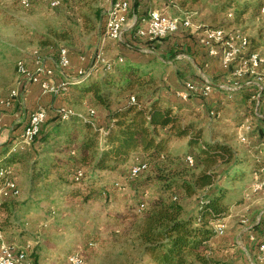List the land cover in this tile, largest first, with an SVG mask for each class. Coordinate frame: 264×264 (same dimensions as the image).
Here are the masks:
<instances>
[{"label": "rangeland", "instance_id": "rangeland-1", "mask_svg": "<svg viewBox=\"0 0 264 264\" xmlns=\"http://www.w3.org/2000/svg\"><path fill=\"white\" fill-rule=\"evenodd\" d=\"M240 1L256 3L257 0ZM111 2L112 0H71L65 1L56 9L40 2L31 9H25L16 0H0V97L17 88L21 93L20 99L24 98L22 84L25 79L17 72V62L23 60L32 71H36V61L39 58L49 60L51 65V60L57 59L58 51L62 47L69 50L71 67L65 74L56 72L54 80L57 83H61L65 75L77 78L79 70L88 65L99 47L103 48L109 60L115 64L121 62L120 57L123 61L153 59L155 56H143L144 53L139 51L142 42L134 39L130 32L127 35L128 41L134 49L103 41ZM224 3L225 0H176V6L194 14L198 21L195 28L158 41L156 57H161L164 63L151 68L152 74L148 75L150 82L136 86L128 92H115L110 101L112 109L118 104L121 105L120 103H127L131 95H135L145 106L155 100H159L163 105H172L184 125L193 123L196 130L202 131L204 142L227 141L239 151L237 174L240 179L230 184L224 183L226 189L231 191L232 199L226 216L227 232L223 237L214 239L210 245L214 259L221 264H257L255 242L249 240L248 230H245L246 225L241 220L248 218L249 227L256 229L260 237L264 235V189L255 190L253 187V172L257 168L254 148H262L260 155L264 160V119L256 116V103L251 101L249 94L244 95L242 91L229 94L220 88V85L227 81L229 74L224 76L223 80L219 71L213 72L214 68L210 63L212 61L196 64L198 67L192 64L197 61L196 53L199 50L196 46H203L199 42L194 43L196 36L198 37L205 27H225L229 31L240 29L246 32L253 47L264 57L263 22L259 20L262 9L256 16L252 14L251 9L239 19L235 16L229 18L228 13L233 12L231 8L222 12L219 10ZM106 9L108 10L104 13L103 20L99 21L95 11ZM130 17L132 18V15ZM191 40L193 46H190ZM82 57H86L88 62H82ZM182 66L189 67L194 73L189 74ZM199 67L201 69L198 71ZM261 71L264 72V67ZM105 74L110 73L101 70L93 80L102 78ZM201 74L209 77L216 85L207 99L194 96L191 100L183 101L177 96L178 89H170L171 87L167 86V83H171V77L183 85L191 79L197 80ZM256 78L257 75H254L249 80ZM31 95V101L34 99L35 105L39 102L47 106L49 118L45 126L51 125V94L43 95L39 87L33 86ZM57 100L60 104L66 102L65 106L71 107L75 113H80L86 118L89 117V108L95 109L97 123L108 118L106 110L95 105L90 95L84 102L78 103L67 102L64 96ZM217 104L221 107H214ZM28 106L25 105L22 110L25 118L27 112L33 110V107ZM213 109L221 111L219 118L210 115ZM259 112L264 114V92ZM246 118L250 120L251 129L248 130L249 141L244 143L238 139V129ZM9 130L4 127L0 131V151L2 145L10 143L11 146V139H17L11 136ZM169 139L167 151L164 152L165 159L157 163L149 161V169L137 179L129 177L134 156L115 171L98 172L93 176L89 167L70 161V158L77 155L73 150L76 142L57 155H49L47 163L51 164V157H54L57 164L52 172L39 182H32L30 171L17 164L16 169L14 168V178L19 183L21 195L11 201L17 203L18 208L11 218L13 224L5 229L7 240L18 245L32 241L35 245L33 256L36 264H65L67 257L73 252L81 253L86 264H149V258L143 253V246L137 239L136 222L145 215L151 202L160 193V183L155 178L159 174L177 173H180L181 178H185L193 173V169L182 172L186 165L184 159L192 150L188 145V138ZM32 147L30 149H33ZM45 157L46 153L41 150L37 158L43 160ZM140 158L148 160L144 155ZM78 167L87 173V177L74 182L71 175ZM193 171L199 173L201 168H195ZM117 182L120 187L115 185ZM97 190L101 192L94 194ZM175 192L180 197V204L186 211L192 212L196 210L200 195H204L206 190L193 197H187L176 188L171 195L172 201ZM142 202L145 203V209L139 211ZM26 203L31 205V211H22L21 207L26 208L27 206L23 207ZM16 216L19 217L18 221ZM5 217L6 213L0 211L1 224ZM259 220L263 222L262 227L257 225ZM89 243L94 245L89 246Z\"/></svg>", "mask_w": 264, "mask_h": 264}, {"label": "trees", "instance_id": "trees-1", "mask_svg": "<svg viewBox=\"0 0 264 264\" xmlns=\"http://www.w3.org/2000/svg\"><path fill=\"white\" fill-rule=\"evenodd\" d=\"M132 6L136 9V2ZM263 7L264 0H257L256 3L225 0L219 10L222 12L231 8L233 16L239 19L251 9L256 16ZM95 14L99 21L103 20L101 11L96 10ZM255 50L257 48L252 45L251 51ZM149 56H155V60L162 63L161 57H156V53ZM150 70V65L126 59L116 63L112 71H103L110 74L96 80L93 77L97 74L86 77L78 75L74 78L77 80L69 78V92L65 94L67 102H84L90 95L95 105L110 112V122L105 131H100L96 118L91 120L75 113L71 119L63 120L57 114L51 125L45 126L48 119L46 120L33 143L24 150L14 148V139L11 146L10 143L2 145L0 168H12L14 177L17 164L21 165L30 171L32 182H39L57 164L54 157H51V164L47 163L49 155H57L76 142L73 150L77 155L70 158V161L89 167L93 176H96L98 172L117 170L138 152L140 157L144 155L148 159L142 160L157 163L167 151L169 138H188V145L192 149L189 155L194 156L195 165L189 167L185 162L182 172L195 168H201V171L195 173L192 170L193 173L185 178H181L180 173L157 175L155 180L160 183V193L151 202L145 215L137 219V239L143 246V253L149 258V264H221L212 255V223L228 215L232 199L231 191L226 189L224 183L230 184L240 179L237 174L240 153L227 141L204 142L200 129L196 130L193 123L184 125L175 108L163 105L159 100L145 106L135 95H131L136 97L135 103H130L129 96L127 103H120V106L118 104L112 109L110 100L114 98L115 92H128L136 86L149 83L151 79H148V75L152 74ZM100 73L101 71L98 75ZM41 150L46 153L43 160L37 158ZM176 188L187 197L198 195L203 190L206 192L200 195L196 210L189 212L180 204L178 193L175 192L178 199L172 201L171 195ZM98 192L101 190L94 194ZM13 199L9 197L0 200V211L6 213L2 224L0 222L4 232L13 224L11 218L18 208L17 203L11 202ZM23 207H26H21L24 212L32 210L29 203ZM15 219L18 221L19 217L16 216ZM257 225L262 227V220ZM253 231L257 239V253L258 242L263 236L260 237L254 228Z\"/></svg>", "mask_w": 264, "mask_h": 264}, {"label": "built area", "instance_id": "built-area-1", "mask_svg": "<svg viewBox=\"0 0 264 264\" xmlns=\"http://www.w3.org/2000/svg\"><path fill=\"white\" fill-rule=\"evenodd\" d=\"M65 1L71 0H16V2L25 9L33 8L37 3L48 4L51 8L60 7ZM174 3V0H171ZM133 0H113L112 5L107 13L105 32L103 41L115 42L123 44L128 48L134 49L133 45L128 41L127 34L130 32L132 37H135L141 43L139 51L144 54H154L156 52V43L164 38H167L181 29L195 28L194 14L188 13L186 10L181 12V15L170 14L160 8H152L147 17L143 18L139 24L137 17H130ZM264 7L261 10L259 20L263 22L264 30ZM233 16L232 12L228 13V17ZM132 22V23H130ZM202 36L200 43L207 47L210 55L220 56L223 68L228 71V79L220 88L229 94L250 90V99L254 101L256 116L264 119V114L259 112L261 100L264 92V72L261 71L264 67V57L259 50L251 51L252 41L249 35L240 30L234 29L229 31L225 27H205L202 28ZM134 35V36H133ZM131 36V35H130ZM219 47H218V46ZM82 62H88L86 57L81 58ZM119 61H123L120 57ZM57 67L62 73L71 67V58L69 50L62 47L58 51L56 59ZM36 71H32L27 63L23 60L17 62V72L25 79L22 84L23 96H26L33 84L39 85L43 94H51L53 96H61L69 91V82L62 81L57 83L54 80L56 68L49 64V60L39 58L36 61ZM115 63L109 60L103 48L95 52L93 59L88 62V65L80 69L78 75L91 76L98 74L101 70L110 72L113 70ZM257 75L255 80H249L250 77ZM72 80H77L73 79ZM216 85L204 74H201L197 80H189L184 83L182 89L177 90V96L188 101L190 98L198 94L203 98H209L213 93ZM21 98L20 90L12 89L6 96L0 97V123L6 111L12 109L16 102ZM136 97H130V103H135ZM57 114L63 120H69L75 112L69 106H62L57 110ZM210 115L214 118H219L221 111L213 109ZM88 119L95 120L97 113L93 108L88 110ZM48 118V112L45 106L39 104L35 111L29 115L28 123L22 134L14 141V148L24 150L30 146L40 133L43 124ZM250 120L246 118L239 126L238 139L241 142L249 141L248 130L251 129ZM256 154L257 168L253 172V187L255 190L264 189V160H262V148H254ZM134 162L129 169V177L137 179L149 169V163L142 160L139 154L134 155ZM165 159V154L161 156ZM185 162L189 167H194L195 158L193 155H187ZM13 169L5 170L0 168V198H18L21 195V188L16 179L12 176ZM71 177L75 182L85 179V171L82 168H77L73 171ZM120 187V183H116ZM174 200L178 196L173 197ZM145 209V203L142 202L138 208L139 211ZM248 230L249 240L255 242L256 235L253 228L249 227L248 218L241 220ZM228 218L225 217L217 222L212 223L214 231V239L223 237L227 232ZM89 243V246H93ZM34 243L26 241L21 245L10 242L6 238V234L0 225V264H35L33 257ZM258 263L264 264V235L257 245ZM65 264H86V260L79 252L70 254ZM255 264V263H253Z\"/></svg>", "mask_w": 264, "mask_h": 264}, {"label": "crops", "instance_id": "crops-1", "mask_svg": "<svg viewBox=\"0 0 264 264\" xmlns=\"http://www.w3.org/2000/svg\"><path fill=\"white\" fill-rule=\"evenodd\" d=\"M112 2H113V0H112ZM111 2V3H112ZM135 2H136V4H137V8L135 9L133 6V8H132V10L133 11H131V14H130V16L132 15V17L134 18V17H137L138 18V22H139V24L142 22V20H143V18H145V17H147L148 16V14H149V11L152 9V8H160V9H162V10H164V11H166V12H168V13H170V14H173V15H181V12H183V11H185L183 8H180V7H178V6H176V0H174V3L171 1V0H133V3H132V5H135ZM112 5V4H111ZM111 7V6H110ZM172 8H174V9H172ZM176 8V9H175ZM107 10L108 9H106V11L105 10H102L101 12H102V16H104V13L105 12H107ZM198 21H197V19H195L194 18V23L196 24ZM201 25V24H200ZM184 30H188V29H181V30H179L178 32H176V33H174L175 35H177V33H179V32H181V31H184ZM130 34V33H129ZM173 34V35H174ZM199 34V33H198ZM128 35V34H127ZM202 36V34H201V32H200V34L198 35V37L196 36V39H195V42L194 43H196V44H198V42H199V44H201L200 43V37ZM128 37V36H127ZM195 38V37H194ZM193 43V41L191 40V42H190V46L192 45V44H194ZM122 46H124V47H126L125 45H123L122 44ZM193 46V45H192ZM218 46V45H217ZM197 48H198V52L196 53L197 54V56H196V62H195V64L194 63H192L195 67L197 66L198 67V65H196V64H204L206 61L208 62V60L209 61H212V62H210V63H212L211 64V66L214 68V70H213V72H216V71H219V76H221L222 75V79L223 80H225L224 79V76H227V74H228V71H226L224 68H223V66H222V63H221V58H220V56H213V55H210V53H209V50H208V48L207 47H205V46H201V45H197L196 46ZM201 47H203V48H201ZM219 47V46H218ZM126 48H128V47H126ZM142 53V52H141ZM143 56H145V57H151V56H149V55H147V54H144ZM56 61V60H55ZM54 60H51V66H54L55 68H56V72H58V71H60V69L57 67V64H56V62H55ZM131 62H133V63H137V64H142V65H150V67L151 68H153L154 66H157V65H160V64H163L164 62H163V60H161L162 61V63H160V62H157L156 60H155V57L153 58V59H150L149 61L148 60H144V61H139V60H130ZM155 61H156V63H155ZM206 62V63H207ZM183 68H185V70H186V72H188L189 74H193L194 73V71L192 70V69H190L189 67H186V66H182ZM201 68L199 67L198 68V71L200 70ZM67 70V69H66ZM65 70V71H66ZM65 71H64V73H62L61 71H60V73H62V74H65ZM193 72V73H192ZM225 72V73H224ZM65 78H64V80L66 81V80H68L69 78H71L69 75H65L64 76ZM199 78V77H198ZM197 78V79H198ZM195 79V78H194ZM63 80V81H64ZM192 80V79H191ZM196 80V79H195ZM170 82L171 83H167V86L169 87H171L170 89H182L183 87H184V83H183V85L181 84V83H179L178 81H176L175 80V78H172L171 77V79H170ZM33 86H36V87H39V85H36V84H33V85H31V87H30V91H29V93H27L28 95H26V96H23L24 98L23 99H20V100H18L17 102H16V104L14 105V107L12 108V109H10V110H8V111H6V113L4 114V116L2 117V122L0 123V131L1 130H3V128L4 127H7V128H9L10 130V133H11V136H13V137H16V138H18L21 134H22V132L24 131V129H25V127H26V125H27V123H28V120H29V115H30V113L31 112H33V111H35L36 110V108L38 107V105L39 104H42L43 106H45V108L47 109V106L45 105V104H43V103H39V102H37V104L35 105L34 104V99H33V102L31 101V98L33 97L32 95H31V92H32V87ZM40 88V87H39ZM250 90L251 89H246V90H243L242 91V93L244 94V95H250ZM69 92V91H68ZM67 92V93H68ZM239 94V93H238ZM43 95H46V94H43ZM61 96H64L65 97V94L64 95H61ZM194 96H197V97H201L200 95H198V94H195V95H193L192 97H194ZM60 96H53V95H51V118H54L56 115V111H57V107H61V106H63L64 104H66V102L65 103H61L60 104V102L57 100L58 98H59ZM192 97L190 98V100L192 99ZM53 98H57V99H53ZM201 98H203V97H201ZM205 99V98H204ZM64 101H65V99H64ZM25 105H29L28 106V108L29 107H33V110L31 111H29V112H27L28 114H27V117L25 118V115L22 113V110L25 108ZM120 106V105H119ZM214 107H221L220 106V104H217L216 106H214ZM109 111H106V114L108 115V118H104V119H101V120H99L98 121V123H97V125L99 126V128H100V131L103 133L104 131H105V129H106V126H108V124H109V122H110V117H109ZM80 114V113H79ZM81 115V114H80ZM24 116V117H23ZM53 116V117H52ZM48 118H49V115H48ZM47 118V119H48ZM24 119H25V121H24ZM106 119H107V121H106ZM13 139H11V141H12ZM138 153H140V152H138ZM137 153V154H138ZM248 234V233H247Z\"/></svg>", "mask_w": 264, "mask_h": 264}]
</instances>
